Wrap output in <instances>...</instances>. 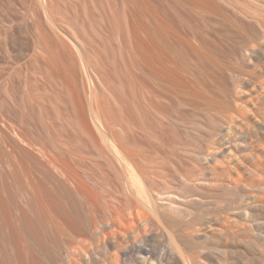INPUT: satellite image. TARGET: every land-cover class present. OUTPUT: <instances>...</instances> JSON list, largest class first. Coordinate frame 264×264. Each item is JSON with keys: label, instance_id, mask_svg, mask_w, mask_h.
Wrapping results in <instances>:
<instances>
[{"label": "bare ground", "instance_id": "obj_1", "mask_svg": "<svg viewBox=\"0 0 264 264\" xmlns=\"http://www.w3.org/2000/svg\"><path fill=\"white\" fill-rule=\"evenodd\" d=\"M262 1L247 2L264 12ZM220 4L227 8L229 27L244 36L232 40L227 59L252 70L253 76L243 79L230 72L237 94H230V114L219 110L218 122L211 127L229 148L189 152L188 161L202 171H177L176 181L186 196H176L166 184L155 185L145 153L146 120L138 126L132 103L117 96L86 65L76 33L57 26L60 49L47 48L46 41L43 45L51 50L46 71L50 81L43 77L45 91L51 94L33 97L26 90L17 100L12 84H4L0 264H264V160L256 172L233 165L229 175L236 176L234 180L224 178L228 169L218 166L240 144L247 146L251 131L264 158V115L257 113L253 97L264 91V24L229 0L186 3L200 5L215 17L222 16ZM40 5L46 21L55 24L48 2ZM137 12L132 8L124 19L131 49L112 23V37L122 55L129 53L141 66L159 98L170 90L183 95L180 104H190L195 93L179 51L170 45L172 29L164 14L151 8L140 38L135 31ZM39 44L35 40V48L43 52ZM205 115L209 120V108ZM166 118L178 129L189 121L188 116ZM259 118L251 127L244 125ZM256 173L260 180L253 179Z\"/></svg>", "mask_w": 264, "mask_h": 264}, {"label": "rangeland", "instance_id": "obj_2", "mask_svg": "<svg viewBox=\"0 0 264 264\" xmlns=\"http://www.w3.org/2000/svg\"><path fill=\"white\" fill-rule=\"evenodd\" d=\"M42 1L0 0V100L5 98L3 86L7 83L12 84L17 100H22L26 90H30L33 97L51 94L50 90L45 91L43 83L50 81L46 73L50 64L48 51L60 49L55 39L57 26L64 32L76 33L85 48L86 65L101 75L117 96L132 103L138 126L142 118L146 120L149 137L145 140V153L150 159L149 170L155 185L165 188L166 184L173 187L176 196H186L185 188L180 187L176 181L177 171L182 168L202 171L200 165L188 161L191 159L189 152L202 149L214 153L229 148V144L224 145L221 135L211 127L218 122L219 110L226 116L230 114V94H237L231 87L230 72L243 79L253 76L252 70L231 65L227 59L232 40L241 41L244 38L225 21L227 8L220 4L222 16L215 17L203 11L200 5H186L188 0H46L55 21L52 24L46 21L41 12ZM204 1L212 4V0ZM215 1L220 3V0ZM229 1L264 24V12L248 0ZM134 7L138 8L135 31L140 38L144 37L143 29L149 20L147 13L150 9L164 14L172 29L170 45L179 51L192 87L191 92L195 93L194 98L186 97L190 104H180L183 95H175L170 90L163 91L159 98L158 89L146 77L141 66L133 62L129 53L122 55L118 41L112 37V23L123 32L131 49V39L124 28V19L125 14ZM208 7L210 11L212 6ZM235 26L241 29L239 23L236 22ZM49 37H52L51 44L47 40ZM35 40L42 46L47 42L51 46L47 48L51 50L46 52L47 48L43 46L41 50L46 53L38 51ZM178 41L182 45L178 46ZM253 97L256 99L254 104L258 108L257 113L263 117L264 91ZM208 108L209 120L205 115V109ZM181 116L189 117L182 129L170 125L166 118ZM260 121V118L249 119L244 125L251 127ZM253 135L251 131L252 138L247 146L240 144L232 152V157L220 161L218 166L228 169L224 172V178H236L229 175L234 171L233 165L239 168L247 166L250 172H256L257 165L264 158L260 156L262 146L255 142ZM137 138L141 139L139 133ZM230 151L226 155L229 156ZM261 178L258 173L253 176V179ZM114 184L118 185L115 181Z\"/></svg>", "mask_w": 264, "mask_h": 264}]
</instances>
